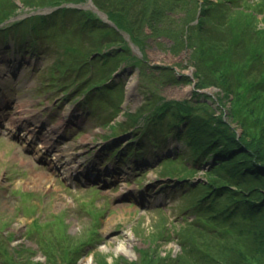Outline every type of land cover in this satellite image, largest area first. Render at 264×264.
<instances>
[{"label": "rangeland", "instance_id": "1", "mask_svg": "<svg viewBox=\"0 0 264 264\" xmlns=\"http://www.w3.org/2000/svg\"><path fill=\"white\" fill-rule=\"evenodd\" d=\"M89 1L92 8L88 7ZM203 1L206 0H196L186 11L182 7L188 1L161 2L172 8L171 18L157 20L159 27L165 29L164 35L146 39L147 66L143 67V76L137 67L122 62L114 77L104 80L116 65L113 62L116 59L105 57L114 47H105L102 36L90 32L93 29L81 32L72 11L52 16L63 8L90 11L107 24V14L92 0L80 3L55 0L54 5L51 1L45 4V0H0V8L6 14L14 10L7 20L0 19V49L13 45L20 49L15 43L17 39L23 52L38 50L32 53L35 60L27 65L22 60L25 53L22 57L15 54L13 60L20 61L23 69L16 68L14 73L10 61L0 62V96L16 95L19 107L28 110L31 122L36 125L43 121L55 127L68 126L63 144L52 154L56 161H51V168L43 153L28 146L27 139L20 140L19 133L13 136L9 129L0 133V264H142L143 250L148 251L147 260L207 264L206 254L194 252L198 250L195 242L192 241L196 245L191 248L181 247V236L189 234L186 227L196 218V209L187 207L190 183L195 186L207 183L208 166L195 169L188 145L176 137L169 139L166 147L147 144L137 156L127 151H132L130 148L139 142L137 127L144 126L145 118L149 117L148 113L140 112L142 107L145 111V97L183 101L193 100L199 93L206 96L200 99H206L217 115H231L229 100L246 98L247 94L241 92L244 85L264 78V0H209L215 3L204 16L209 30L198 31L205 38L201 42L198 37L197 48L206 52L215 69L197 60L192 47H180L179 39L185 40L187 30L183 33L182 25L174 21L181 14L185 18H189L187 14L192 16L195 6ZM199 10L196 8L195 20ZM35 16L53 18L46 23ZM21 21L26 25L15 24ZM27 25L32 29L30 34L25 32ZM122 35L126 42L130 41L128 35L123 32ZM176 39L179 47L172 50ZM241 40L240 50L236 42ZM6 49L8 57H12V49ZM131 54L139 57L135 52ZM251 57L260 62L257 73L249 67ZM156 66L161 69H155ZM221 72L227 75L224 81L229 84H233L234 78H241L243 85L235 89V95L226 97L224 90L215 85L198 87L200 81L220 82ZM173 77L179 81L169 82ZM90 78L93 83L97 81L95 85L107 83L87 89L84 95L78 86ZM131 79L133 87L128 92ZM105 86L110 90L99 92ZM251 97L256 99L243 103L241 117L249 123L247 110H254L260 125H264V93L255 92ZM225 119L231 121L240 135L242 128L238 121ZM132 120L144 123L135 127ZM259 122L252 121L246 130L260 134ZM184 128L179 129L181 133ZM140 158H145L146 164ZM68 163L75 170L65 179L62 168ZM97 167L117 168L121 173L111 179L96 177L100 172L93 168ZM187 237L201 242L207 238L193 231ZM128 242H131L129 257L119 249ZM246 243L230 240L226 244L229 249L225 245L224 250L239 254L231 256L239 258L240 264H255L249 256L251 244Z\"/></svg>", "mask_w": 264, "mask_h": 264}, {"label": "trees", "instance_id": "2", "mask_svg": "<svg viewBox=\"0 0 264 264\" xmlns=\"http://www.w3.org/2000/svg\"><path fill=\"white\" fill-rule=\"evenodd\" d=\"M50 1L52 5L57 4V2H54L55 0H45L44 3L50 4ZM81 1L66 0L67 3H80ZM92 1L95 6L107 14L109 20L117 26L118 30L104 23L98 18V15L90 11L82 10L80 12L75 9L63 8L56 10L52 16L54 17L60 11H72V14L78 20V29L81 32L93 29L90 32L95 31L100 34L105 47H114V50H110L105 57L116 59L113 61L116 65L111 71L109 70L110 72L104 80H110L112 78L111 75L120 68L122 62L126 63V65L131 66L132 64V66L137 67L143 76L145 73L143 67L146 65L144 55L146 39L155 34L164 35L165 29L159 27L160 24L157 20L159 17L171 18L169 10H172V8L162 5L161 2L171 3L173 1L174 3L176 0H158L157 3L154 0ZM185 1H188L183 3L182 8L185 11L189 6L191 7L197 3L196 0ZM213 4L215 5L209 0L203 1L202 4L195 6L192 16L187 14L189 18H185L186 15L182 16L181 14L175 17L174 21L182 25L181 30L183 33L187 30L185 40L179 39V42H181L180 47H192L197 54L195 56L197 60L200 59L201 63H206L215 69L214 62L207 58L206 52L198 51L197 48L199 42L204 41L202 38H205L198 31H201V29L209 30L204 24V16L209 6L212 7ZM198 7L200 8L199 16L195 20L196 8ZM4 11V8L1 7L0 19L4 18L2 21L7 20V17L14 10L8 14ZM35 17L46 23L49 18H53L51 16ZM30 19L35 18L31 17ZM22 22H15V24L25 26L26 24ZM147 29L149 31L148 34ZM13 30L15 29L13 28ZM31 30L30 25H27L25 32L30 34L32 33ZM122 32L128 35L130 40L141 50L143 58L132 56L130 46L123 38ZM180 33L178 32V34ZM199 36L200 41H198ZM177 42L178 39L172 43V50L179 47L176 44ZM15 43L20 47L19 40L16 39ZM236 43L238 44V49L241 50L242 40ZM32 51L33 53L38 52L36 48ZM261 60H263V56H261ZM259 65L258 58L251 57L249 67L255 70L254 73H257ZM155 69L159 70L161 68L156 66ZM222 77L224 79H221ZM226 77L227 75L221 72L218 76L220 82L216 83L210 80L206 83L200 81L198 87L201 89L209 85H215L222 91L224 90L223 93L226 97L235 95V89L243 85L242 80L240 77H236L232 82L233 84H229L224 81ZM172 81L176 83L179 80L177 77H173L169 82ZM96 83L97 81L93 83L90 78L86 83L79 84L78 89H81L80 92L86 95L87 89L100 87V85H105L107 82L98 83L100 84L99 86L98 84L95 85ZM242 89L241 92L247 94V97L229 100V113L231 115H217L212 106L209 105V102L206 99L202 100L206 96L199 93H196L195 98H192L193 100L183 101H160L155 96L146 95L145 111L142 107L140 112L148 113L149 117L145 118L146 124L144 126L137 127L141 137L139 142L132 148L134 153V151H142L147 147V144L163 147L167 145L169 139L176 137L179 141H184L185 145H188L192 155L191 161L195 169L200 166H208L209 170L206 172L207 183L199 186L190 183L192 188L186 195L189 201V205H186L190 208L189 210L196 209L194 222L189 223L186 228L189 234L190 231H193L207 238L204 242H201L194 239V237H187L189 234L181 236V247L187 249L191 248V245L198 244V247L196 246L198 250H194V252L206 254L204 258L209 260L207 264H240L239 258L235 259L231 256L236 253L232 254L230 250L227 252L224 250V246L230 240L233 243H240L245 240L247 241L246 245L250 243L252 252L250 251L249 256L251 260L255 264H264V125H260V119L255 116L254 110H247V114H249L251 119H249V123L245 117H241L240 112V109L244 107L243 103L247 101L250 103L254 102L256 98L253 99L251 97L252 94H255V92L264 93V78L255 81L250 80ZM107 90L110 89L105 86L99 92ZM225 117L234 118L238 121L237 124L242 128L240 135L236 132L237 128L232 126L231 121H226ZM252 121L259 122L258 131L260 134H250L246 130ZM143 123L140 120H132L131 125L136 127V125ZM181 127H185L183 133L179 130ZM171 173L172 170L168 172V175H171ZM187 245L189 246L186 247ZM226 248L229 249V245H226ZM225 253L226 255H224ZM142 255L144 258L142 264H166L160 259L147 260L148 251L146 250H143ZM215 255L218 256L217 260Z\"/></svg>", "mask_w": 264, "mask_h": 264}, {"label": "bare ground", "instance_id": "3", "mask_svg": "<svg viewBox=\"0 0 264 264\" xmlns=\"http://www.w3.org/2000/svg\"><path fill=\"white\" fill-rule=\"evenodd\" d=\"M139 55V54H138ZM14 61H17V59L16 60H14ZM11 69L12 70H15V68H12L11 67ZM1 68H0V73H1ZM133 87V79H131L130 81H129V83H128V86H127V90H128V92H130V90H131V88ZM26 121H28V119L27 118H25L24 119V121H22L21 123H25ZM35 130H32L31 129V133L29 132V131H27V132H24L23 133V137H26L28 140H30V139H32L33 137H34V135L32 134L33 132H34ZM70 164V166H67L66 168L65 167H63L62 169H63V172L65 173V176L66 177H70V176H72V173H73V171L75 170V167H74V165L72 164V163H69ZM130 241V240H129ZM130 248H131V242H128L127 244H125V243H122L121 245H120V252L122 253V254H124V255H126V256H128L129 257V253H130Z\"/></svg>", "mask_w": 264, "mask_h": 264}, {"label": "water", "instance_id": "4", "mask_svg": "<svg viewBox=\"0 0 264 264\" xmlns=\"http://www.w3.org/2000/svg\"><path fill=\"white\" fill-rule=\"evenodd\" d=\"M88 6L91 7V8L93 7L91 2H89ZM132 48H134L133 45H132ZM136 52H138L137 49H136ZM138 54H140V53L138 52Z\"/></svg>", "mask_w": 264, "mask_h": 264}]
</instances>
